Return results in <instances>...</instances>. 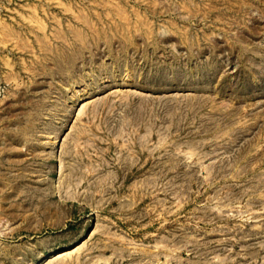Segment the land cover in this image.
I'll list each match as a JSON object with an SVG mask.
<instances>
[{
	"label": "rangeland",
	"instance_id": "1",
	"mask_svg": "<svg viewBox=\"0 0 264 264\" xmlns=\"http://www.w3.org/2000/svg\"><path fill=\"white\" fill-rule=\"evenodd\" d=\"M0 264H264V0H0Z\"/></svg>",
	"mask_w": 264,
	"mask_h": 264
},
{
	"label": "bare ground",
	"instance_id": "2",
	"mask_svg": "<svg viewBox=\"0 0 264 264\" xmlns=\"http://www.w3.org/2000/svg\"><path fill=\"white\" fill-rule=\"evenodd\" d=\"M66 253H68V252L60 253V254H58L56 257H60V256H62V255H64V254H66Z\"/></svg>",
	"mask_w": 264,
	"mask_h": 264
}]
</instances>
